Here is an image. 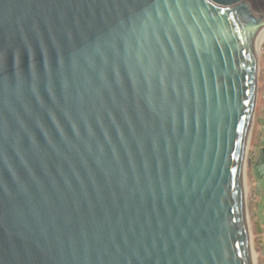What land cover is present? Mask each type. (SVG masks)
Listing matches in <instances>:
<instances>
[{
    "label": "water",
    "instance_id": "obj_1",
    "mask_svg": "<svg viewBox=\"0 0 264 264\" xmlns=\"http://www.w3.org/2000/svg\"><path fill=\"white\" fill-rule=\"evenodd\" d=\"M263 33L248 0H0V264H254Z\"/></svg>",
    "mask_w": 264,
    "mask_h": 264
},
{
    "label": "rangeland",
    "instance_id": "obj_2",
    "mask_svg": "<svg viewBox=\"0 0 264 264\" xmlns=\"http://www.w3.org/2000/svg\"><path fill=\"white\" fill-rule=\"evenodd\" d=\"M248 2L259 17H264V0H248ZM263 96H264V42L259 47V51H258L257 94H256L255 112H254L253 122L246 147L245 162L243 169V178L246 186L247 208L249 212L251 243L254 253V264H264V239L260 238V234H256L254 220L251 217V212L249 208V205L252 201L251 182L254 179V162H253L254 148L253 147L255 141L253 135H255V131H254L255 113H256V106L258 105L259 100L262 101Z\"/></svg>",
    "mask_w": 264,
    "mask_h": 264
},
{
    "label": "crops",
    "instance_id": "obj_3",
    "mask_svg": "<svg viewBox=\"0 0 264 264\" xmlns=\"http://www.w3.org/2000/svg\"><path fill=\"white\" fill-rule=\"evenodd\" d=\"M254 131L253 162L255 167L259 160H264V96L256 106ZM251 188L252 201L249 205L251 217L254 220L256 234H260V238L264 239V175L258 178L255 168Z\"/></svg>",
    "mask_w": 264,
    "mask_h": 264
},
{
    "label": "bare ground",
    "instance_id": "obj_4",
    "mask_svg": "<svg viewBox=\"0 0 264 264\" xmlns=\"http://www.w3.org/2000/svg\"><path fill=\"white\" fill-rule=\"evenodd\" d=\"M263 40H264V33H263V35L261 36L259 43H262Z\"/></svg>",
    "mask_w": 264,
    "mask_h": 264
}]
</instances>
